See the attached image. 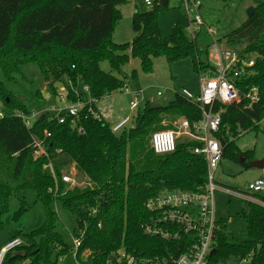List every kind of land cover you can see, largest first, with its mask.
<instances>
[{
	"label": "trees",
	"instance_id": "1",
	"mask_svg": "<svg viewBox=\"0 0 264 264\" xmlns=\"http://www.w3.org/2000/svg\"><path fill=\"white\" fill-rule=\"evenodd\" d=\"M251 1L254 16L226 39L233 47L245 44L244 53L257 56L253 75L238 82V87L243 94L257 87L260 99L252 105L242 100L224 108L220 129L214 135L223 149V159L245 169L251 168L249 163L254 161L255 152L242 151L237 141L245 134L262 132L264 121V0ZM127 2L0 0V70L14 81L21 67L37 64L54 90L56 83L67 79L74 88L79 84L88 87L90 99L100 102L126 87L123 80L101 69L102 62L108 61L113 71L121 72L131 59H138L147 74L154 71V59L161 57L171 65L190 59L197 73L211 68L204 61L208 51L196 47L181 24L175 25L169 38L163 37L159 15L168 9V4L136 12L134 40L125 45L116 44L113 37L122 19L119 7ZM85 98L72 92L68 101L77 104ZM0 102L6 111V117L0 120V231L4 230L3 218L13 199L20 203L14 220L27 213L26 191L35 192L46 216L44 224L31 233H10L9 240L20 238L25 244L17 254L9 256V264L28 260L32 264H58L60 258L74 252V247L58 231L54 205L74 218L75 236L83 235L76 254L79 262L106 264L112 253L122 249L136 256H168L173 243L143 232L142 223L148 217L144 204L162 190L203 192L209 169L207 161L192 152L202 145L200 142L179 141L174 153L157 155L151 139L158 131L172 130L180 118L192 124L200 122L199 107L178 92L168 106L153 109L152 104H147L133 127L115 134L111 125L92 115L91 107L98 114L96 103L86 105L80 112L77 127L72 125L74 117L68 114L63 115L66 121L61 124L58 119L52 120L53 114L45 112L28 128L15 114L31 116V112L14 98L1 79ZM222 107L217 104L215 111H221ZM46 132L51 134L48 139ZM36 139L46 142L52 160L58 158V149L69 155L77 171L88 177L93 186L76 187L64 193L65 184L60 182L59 191L50 192L56 184L44 169L49 159H35ZM257 197L264 203V196ZM240 214L251 239L233 244L228 221L221 220L217 252L211 258L213 264L240 263L248 258H252L249 264H264V206L246 201Z\"/></svg>",
	"mask_w": 264,
	"mask_h": 264
},
{
	"label": "built area",
	"instance_id": "2",
	"mask_svg": "<svg viewBox=\"0 0 264 264\" xmlns=\"http://www.w3.org/2000/svg\"><path fill=\"white\" fill-rule=\"evenodd\" d=\"M161 3V0H145L147 7H153L155 3ZM181 6L187 20L186 32L191 42L200 50H207L208 54L204 61L211 65V68L198 73L200 78V92L194 94L188 89H183L181 95L192 104L199 107L202 112V120L192 124L187 119L179 123L178 131L163 130L153 134L151 147L155 154L166 155L174 153L177 149L181 135L186 136L188 140L200 142L202 145L195 148L194 155L203 157L208 164V182L203 192H190L182 190H162L158 195L150 198L144 206L148 213L147 219L142 223V229L145 235L158 238L165 242L173 243L169 248L168 256H136L128 253L126 250H119L112 253L106 264H213L211 258L215 250L216 237L221 229L220 221L217 219L216 211V193L219 190L228 194H233L250 202V196L264 193V180H257L246 185V192L236 193L228 189H221L216 182L215 174L223 160V149L220 142L215 138L222 123V112L224 108L233 104L240 103L242 100L250 101V105L257 103L260 99L259 89L253 87L243 94L238 87V82L244 78L253 75L252 69L255 66L256 59L250 54H245L244 50L227 47L222 43L217 30L206 24L202 15L201 0H182ZM206 31L209 38V44L206 47H199L198 40L200 35ZM71 84V82H69ZM89 93L88 87H85ZM159 92V96H162ZM64 95L60 94L61 100H65ZM130 110L133 112L135 120L138 118L142 93L141 91L131 92ZM80 97V96H79ZM89 98L80 101L77 104H70L65 111L53 113V118L58 119L61 124L65 123L68 114L74 117L72 125L77 127L80 112L88 104H93ZM222 104V110L215 111L216 105ZM90 111L95 119L101 120L99 114H96L92 107ZM23 119L28 128L33 126L32 117L15 114ZM6 117L5 112H0V120ZM36 120V119H35ZM131 119H125L112 127L115 134H121L127 129ZM82 129L79 130L81 132ZM48 139L51 134L46 132ZM35 159L48 158L49 163L44 166L45 171L53 177L57 192L59 184L73 187L80 186L75 177L61 175L59 177L50 152L45 141L34 140L33 142ZM56 154H63L62 150H56ZM52 192V190H50ZM65 193V192H64ZM101 226V225H100ZM83 235L78 238L74 232L72 241L76 260L78 249L82 246ZM24 241L20 238L8 240L0 247V264H9V256L15 255L20 248L24 246ZM178 252V255L175 253ZM63 259L60 258L59 261ZM252 258H248L239 264H249ZM15 264H32L30 260ZM76 264H85L76 260Z\"/></svg>",
	"mask_w": 264,
	"mask_h": 264
},
{
	"label": "rangeland",
	"instance_id": "3",
	"mask_svg": "<svg viewBox=\"0 0 264 264\" xmlns=\"http://www.w3.org/2000/svg\"><path fill=\"white\" fill-rule=\"evenodd\" d=\"M201 1L203 4L202 15L206 24L217 30L222 42L227 41L226 37L247 21L248 9L254 7L251 0H232L229 3H224L219 0ZM181 2L182 0H170L168 9L159 15V26L164 37L168 38L171 35L173 27L177 23H180L183 27L187 26V20ZM158 5L159 3L156 2L153 7H147L145 0H128L127 4L119 7L122 13V19L118 23V29L114 33L113 39L116 41L115 43L125 45L131 43L136 36L133 30V11H151ZM209 41V38L206 36V31H204L198 40L199 47L201 49L202 47H206ZM245 47L246 45L243 44L238 46V49L243 50ZM153 64V73L147 74L143 71L141 62L138 59H131L128 64L122 67L121 72L113 71L108 61L101 63V69L104 72L113 74V76L123 80L126 84L123 91L105 97L102 100V107L108 113L111 112L110 116L114 118L113 120L121 121L131 118L129 125L131 127L135 125L137 119L135 120L134 114L130 110L131 92L143 91V99L141 98L142 101L139 108L141 113L144 112L148 103L161 107L170 105L176 99V92L182 91L185 88L194 93L200 92V78L194 70L190 59L171 65L165 57H161L154 59ZM14 78V81L9 80L0 70V79L5 87L12 93L14 98L18 99L31 112L32 123H34L38 115L50 109L65 108V103H67V106L70 105L68 104V96L72 93L71 89L74 88L69 83L70 81L64 79L56 83L54 90L45 81L37 64L24 65ZM78 89L82 91V89ZM160 91L163 93L162 96H158ZM60 94L64 95L65 100H61ZM0 112L6 113L1 102ZM50 113L53 114L54 112ZM184 119H178L173 124L172 130L179 132V123ZM104 120L109 123V120L106 118ZM168 122L167 120L165 124H168ZM179 141L189 140L186 136L181 135ZM237 145L243 151L255 150L256 157L264 159V127H262V132H251L243 135L238 139ZM53 163V165L60 169L59 172L63 175L83 177L84 182L78 187L84 189L90 185L93 186L88 177L77 171L73 160L69 156L61 154ZM260 173L263 174L259 175ZM215 177L217 185L221 189L228 188L236 193H244L246 192V185L248 183L264 180V172L255 168L245 169L241 164L232 162L229 159H223ZM68 186L70 187V185ZM74 188L76 187L65 190V193ZM52 193H57L56 187L52 189ZM25 196L29 204V209L18 221L14 220V216L20 209V203L17 199L11 201L10 210L3 218L5 227L3 232L0 231V246L9 240V235L13 231L28 234L44 224L46 218L44 207L38 202L35 192L26 191ZM258 196H264V193H260ZM246 201L241 197L228 194L222 190L216 193L217 219L219 221H228V230L231 235L230 241L233 244H242L251 239L246 222L240 214ZM52 209L58 216V231L67 244L73 247L72 234L75 231L74 218L58 205H54ZM58 264H76L73 253H69L66 257H63Z\"/></svg>",
	"mask_w": 264,
	"mask_h": 264
},
{
	"label": "crops",
	"instance_id": "4",
	"mask_svg": "<svg viewBox=\"0 0 264 264\" xmlns=\"http://www.w3.org/2000/svg\"><path fill=\"white\" fill-rule=\"evenodd\" d=\"M169 2H170V0H168V2H167V4H169ZM162 4V0H161V3L159 4V5H161ZM166 4V5H167ZM163 5V4H162ZM136 12H139V10H137V11H133V15H132V21H133V16H134V14L136 13ZM177 24H180V23H177ZM177 24H175V25H177ZM175 25H174V27H175ZM174 27H173V29H174ZM184 28H186V27H184ZM116 29H118V28H116ZM172 32H173V30H172ZM134 35H136L135 33H134ZM171 35H172V33H171ZM170 35V36H171ZM169 36V37H170ZM164 37V36H163ZM168 37V38H169ZM135 38V37H134ZM134 38H133V40H134ZM164 38H167V37H164ZM132 40V41H133ZM114 42H116V41H114ZM225 46H227V47H232V48H236V49H238V46H236V47H233V46H231V45H229L228 43H227V41H224V42H222ZM226 43V44H225ZM238 50H240V49H238ZM243 50H245V49H243ZM251 55V57L253 58V59H256L257 58V56L255 55V54H250ZM206 59V58H205ZM78 88H80V89H82V91H79V89ZM185 89H187V88H185ZM72 90V92L77 96V97H79V96H84V97H86V98H89V93H87V91H86V88L83 86V85H81V84H79L75 89L73 88V89H71ZM189 90V89H188ZM189 91H191V90H189ZM143 92V91H142ZM141 92V93H142ZM179 92H181V91H179ZM192 92V91H191ZM178 92H176V94H177ZM192 93H194V92H192ZM194 94H199V93H194ZM159 96V95H158ZM143 99V98H142ZM142 99H141V101H142ZM102 102L103 101H100V102H97V104H96V106H97V111H98V114L100 115V117L102 118V120H104L105 118L107 119V120H109V125H111V127H113V126H115V125H117L118 123H120V122H122V121H124L125 119H123V120H119V121H117V120H113L114 118H112L111 116H110V113H108L107 111H106V109H104L103 107H102ZM174 102V101H173ZM68 104H71V103H69L68 102ZM149 104V103H148ZM65 108L63 107V108H60V109H50V110H48L47 112H54V113H59V112H64L65 111V109L67 108V103H65ZM55 111H57V112H55ZM31 117H32V115H31ZM128 119V118H127ZM129 119H131V118H129ZM105 121V120H104ZM114 122V123H113ZM107 123V122H106ZM176 123V122H175ZM261 127H264V121L261 123ZM131 128V125H129V127H127V129H130ZM243 151V150H242ZM247 151H251V150H247ZM254 152H255V150H253ZM62 155H66V154H62ZM67 156H69V155H67ZM59 157H60V155H59ZM58 157V158H59ZM70 157V156H69ZM58 158H56L55 160H53V162H55ZM71 158V157H70ZM72 159V158H71ZM73 160V159H72ZM261 160H264V159H260V158H258V157H256V155H255V159H254V161H261ZM52 162V163H53ZM73 163H74V166L76 167V164H75V162L73 161ZM54 164V163H53ZM55 166V165H54ZM55 168H56V170L57 171H60V169L57 167V166H55ZM258 170V169H257ZM261 171L262 172H264V169H261ZM263 173H260L259 175H262ZM61 175H63V174H61ZM66 175V174H65ZM68 176V175H67ZM70 177V176H69ZM79 177V176H78ZM83 178V177H82ZM83 181H84V178H83ZM251 183V182H250ZM65 187H66V190H68V189H72V187L73 186H68V185H65ZM68 187V188H67ZM226 189H228V188H226ZM228 190H230V189H228ZM232 191V190H231ZM257 195H259V194H256V195H251L250 196V202H253V203H256V204H259V205H262V206H264V203L257 197ZM256 198V199H255ZM4 243H6V242H4ZM3 243V244H4ZM2 244V245H3ZM1 245V246H2ZM0 246V247H1Z\"/></svg>",
	"mask_w": 264,
	"mask_h": 264
},
{
	"label": "water",
	"instance_id": "5",
	"mask_svg": "<svg viewBox=\"0 0 264 264\" xmlns=\"http://www.w3.org/2000/svg\"><path fill=\"white\" fill-rule=\"evenodd\" d=\"M167 2H168V0H162V4L163 5H166ZM247 14H248V18L253 17L254 14H255V8L254 7L249 8ZM159 108H161V106L153 105V109H159ZM141 123H142V121L139 123V125H138L139 127L141 126ZM249 166L251 168H255V169H258V170L264 169V160H261V161H252V162L249 163ZM76 182L79 185H81V184H83L84 181H83V178L82 177H77L76 178ZM216 252L217 251L215 249V250H213L212 254L214 255V254H216Z\"/></svg>",
	"mask_w": 264,
	"mask_h": 264
}]
</instances>
